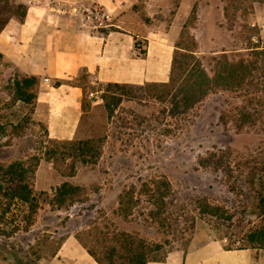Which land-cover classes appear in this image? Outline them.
<instances>
[{"label": "rangeland", "instance_id": "rangeland-1", "mask_svg": "<svg viewBox=\"0 0 264 264\" xmlns=\"http://www.w3.org/2000/svg\"><path fill=\"white\" fill-rule=\"evenodd\" d=\"M134 5L140 14L129 22L139 36L135 45L144 51L156 41L173 53L176 46L193 51L210 75L221 54L251 60L250 48L264 47L254 24L264 16V0H136ZM258 67L245 81L251 89L263 77L260 62ZM24 77L37 80L27 90L33 95L27 102L15 89V80ZM47 83L0 52V164L20 161L33 171L29 181L37 204L35 212L23 203L11 206L0 227L14 234L1 239L0 248L17 257L0 256V264H88L76 252L67 261L56 260L72 234L83 251L107 261L105 252L123 241L122 233L133 236L151 262H162L193 241L204 246L209 239L227 240L230 249L245 248L248 236L263 226L264 117L254 115L255 126L246 124L241 131L231 117L226 125L220 121L224 109L233 111L244 99L215 91L189 115L174 117L155 89L132 85L107 92V85L89 76L78 79L85 109L77 139H91L99 151L83 164L78 152L64 159V146L53 143L63 140L48 137ZM51 150L57 156L47 161ZM72 169L75 175L67 176ZM64 182L78 191L58 206L54 192Z\"/></svg>", "mask_w": 264, "mask_h": 264}, {"label": "crops", "instance_id": "crops-1", "mask_svg": "<svg viewBox=\"0 0 264 264\" xmlns=\"http://www.w3.org/2000/svg\"><path fill=\"white\" fill-rule=\"evenodd\" d=\"M16 1L27 6V16L23 23L10 20L0 32V52L23 73L48 79L45 90L50 139H77L83 116V88L65 82L55 86V81H77L83 73L104 85L168 81L173 60L171 46L150 41L144 56L135 54L139 36L129 22L140 15L134 12L136 0H81L101 5L113 14L115 24L100 34L79 29L77 19L70 15L52 12V0H38V4L31 6H28V0ZM57 1L76 3L80 0ZM254 24L260 27V39L264 43V16L261 15ZM226 244L225 240L209 239L201 246L193 241L186 251H176L162 262L149 264H264V250L230 249ZM64 248H68L66 254ZM75 252L86 256L90 261L88 264H98L83 251L81 242L73 234L63 242L55 257L58 261V256H66L67 261ZM203 252L205 257L200 260L199 255Z\"/></svg>", "mask_w": 264, "mask_h": 264}, {"label": "trees", "instance_id": "trees-1", "mask_svg": "<svg viewBox=\"0 0 264 264\" xmlns=\"http://www.w3.org/2000/svg\"><path fill=\"white\" fill-rule=\"evenodd\" d=\"M28 9L22 3H16L14 0H0V32L5 28L8 22L12 19L23 23L27 16ZM180 46H176L173 53V60L169 79L162 83H145L144 85H134L139 89L151 88L155 89L157 98L168 103L169 116L185 117L201 103L208 95L215 91H223L234 93L233 99H244L245 103L242 106H232L233 111L226 108L221 113L220 121L226 125L229 117L236 122V128L241 131L246 124H252L257 117H264V47L256 46L250 48L252 51L251 60L239 56V59H230L226 53L220 55L216 61V69L213 75H210L201 59L193 53V51L181 52ZM146 54V50L142 52L141 56ZM263 69V77L257 86H245L247 77L255 70L258 64ZM261 69V70H262ZM87 74L83 73L81 78H86ZM79 78V79H81ZM37 82L36 78L24 77L21 80H15L16 94L19 100L25 102L29 101L33 95L27 93ZM74 84L76 81H55L53 84L59 86L60 83ZM132 85L121 84H107L106 91L110 89L126 88ZM249 96V97H247ZM226 105L231 101L225 99ZM227 105V106H228ZM110 114L114 112V107L107 106ZM82 109L84 113L85 101L82 98ZM229 113V116H228ZM82 120V119H81ZM58 145L64 146L66 153H63V158L66 155L70 156L73 153L81 154L83 164H87L89 160L97 158L99 151L93 146L91 139H75L72 141H53ZM56 144V145H57ZM46 160H52L57 156L56 150H51L45 153ZM72 158V157H71ZM33 171L25 166L23 162H14L8 166L0 164V224H4L7 214L11 212V206L14 202L29 205V208L35 212L37 204L35 203L34 192L29 181V175L32 176ZM75 171L72 169L67 176L73 177ZM78 187L64 182L54 192V203L62 206L67 202V197L76 194ZM260 210L264 216V185L263 192L260 198ZM14 233L6 231L0 227V240H8ZM123 241L119 245L109 247L105 252L104 258L99 257L93 250H88V253L95 259L98 264H149L151 262V255L145 250L142 245H136L128 233H122ZM249 243L245 248L263 249L264 250V224L261 228L255 230L252 236H248ZM254 242V244L252 243ZM3 246L0 244V247ZM0 256L4 259H9L10 256L17 257L13 251H6L5 247L0 248Z\"/></svg>", "mask_w": 264, "mask_h": 264}, {"label": "built area", "instance_id": "built-area-1", "mask_svg": "<svg viewBox=\"0 0 264 264\" xmlns=\"http://www.w3.org/2000/svg\"><path fill=\"white\" fill-rule=\"evenodd\" d=\"M38 0H28V6L38 4ZM52 12L60 15H70L77 19L79 29H85L92 34H100L102 30L109 29L115 24L114 16L101 5L87 4L84 1L69 3L66 1L52 0ZM143 50L138 45L135 54L142 55ZM48 82V79H45ZM93 96V93L91 94ZM227 242V240H225Z\"/></svg>", "mask_w": 264, "mask_h": 264}]
</instances>
